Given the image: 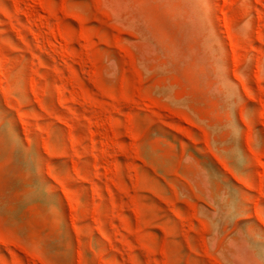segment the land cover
<instances>
[{"label":"rangeland","instance_id":"1","mask_svg":"<svg viewBox=\"0 0 264 264\" xmlns=\"http://www.w3.org/2000/svg\"><path fill=\"white\" fill-rule=\"evenodd\" d=\"M0 264H264V0H0Z\"/></svg>","mask_w":264,"mask_h":264}]
</instances>
